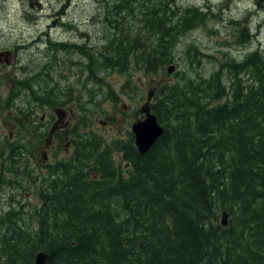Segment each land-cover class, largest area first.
Here are the masks:
<instances>
[{"label": "trees", "instance_id": "trees-1", "mask_svg": "<svg viewBox=\"0 0 264 264\" xmlns=\"http://www.w3.org/2000/svg\"><path fill=\"white\" fill-rule=\"evenodd\" d=\"M180 3L114 0L108 10H125L128 17L139 10V32L109 44L95 59L89 53L91 73L96 64L123 73L124 92H138L141 100L134 73L166 75L170 64H178L180 37L202 26L204 10L215 8ZM229 3L218 9L228 10ZM238 23L230 22L242 37L235 43L252 41L250 26L237 28ZM231 48L208 79L188 81L197 73L177 70L176 81L158 82L148 91L140 110L149 106L165 132L146 154L135 150L134 138L116 147L93 133L90 143L76 125L80 141L71 159L50 164L41 185L31 159L46 142L27 139L22 131L32 133L36 109L18 110L22 128L14 140L0 126V189L34 185L40 199L38 205L8 202L11 209L0 210V263L36 264L44 253L45 264H264V50L238 58ZM187 51L190 63L189 57L213 60L199 47ZM5 102L2 110L10 109L14 97Z\"/></svg>", "mask_w": 264, "mask_h": 264}, {"label": "rangeland", "instance_id": "rangeland-1", "mask_svg": "<svg viewBox=\"0 0 264 264\" xmlns=\"http://www.w3.org/2000/svg\"><path fill=\"white\" fill-rule=\"evenodd\" d=\"M228 1V10H219L218 6H225L226 0H180L183 7H215L214 10H204L208 15L203 23L198 22L202 26L180 37L182 42H179L175 50L178 60L175 71L192 69L197 73V79L192 73L188 81L191 78L195 82H201L208 79L211 72L219 70L224 60L222 52L227 48L232 47L230 53L238 58L257 49L264 50V0ZM39 2L42 3L41 9H37L35 4L34 7L30 6V0H0V48L11 49L14 53L13 63L6 67L5 76H0V126L7 134L14 132L17 128L15 126L19 125L16 119L22 115L18 110L25 112L36 109L42 117L43 114L54 112V108L47 102V99L53 98L67 104V111L63 116L66 121L78 119L81 124L89 121L94 124L98 134L119 135L122 131L131 130L133 121L137 118L142 119L140 109L146 105L150 89L158 82L172 83L177 80L174 71L153 79L134 73V84L140 86V92H143L140 100L138 92L132 96L134 99L124 92L122 85L127 77L123 73L113 69L104 70L97 64L93 65L95 75L87 69L91 66L87 52L94 54L95 59L105 52V47L112 44L115 38L122 37V41H130L138 34L139 10H136V17H128L125 10L120 14L115 10H108L114 0H71L68 8H64L67 3L65 0ZM109 12L112 15L106 17ZM219 12L221 17H218ZM231 20L239 22L237 28L249 25L255 38L248 43H235L242 37H236V30L230 27ZM128 35L131 38L127 39ZM49 40L59 46L52 49ZM119 42L114 44L118 45ZM62 44L66 46H60ZM70 44L77 46H69ZM191 45L199 47L205 54H212L213 60L200 56V63H197L199 56L194 59L189 57L190 63L187 60V50ZM21 82L25 83L24 86ZM11 96L14 97V104L10 109L2 110L6 107V98ZM143 96L145 99L142 101ZM71 106L74 110L69 108ZM100 122L109 124L104 128ZM111 123L115 125L110 126ZM111 127L114 129L111 130ZM129 137L130 134L127 140ZM72 151L73 147L67 146L59 155H70ZM36 157L31 162L36 165L34 168L39 173V178L35 181L38 182L46 172V161H41L39 155ZM18 200L31 205L40 203L34 185L21 192H9L3 200L0 199V203L5 202L9 210L11 207L6 203ZM23 220L30 225L31 217L24 214ZM115 239L116 237L111 238L112 241Z\"/></svg>", "mask_w": 264, "mask_h": 264}, {"label": "flooded vegetation", "instance_id": "flooded-vegetation-1", "mask_svg": "<svg viewBox=\"0 0 264 264\" xmlns=\"http://www.w3.org/2000/svg\"><path fill=\"white\" fill-rule=\"evenodd\" d=\"M65 1L67 3L64 5V8H68L70 6L71 0H65ZM30 4H31L30 6H32V7H34L33 5L35 4L37 9L42 8V3H40L39 0H30ZM122 40H123L122 37L121 38L117 37L113 40V43H115L117 41H122ZM13 57H14V53L12 52L11 49L0 48V76H2V77L5 76L6 67L13 63ZM87 69H89V68H87ZM45 106L48 107V105H45ZM51 107L54 108V112L50 113V114H43L42 117L39 116V113L37 112V110L34 113H32V117H34L35 120H33L31 118L30 123H31V125H35V126H31L30 129H31L32 134L34 136L31 133H27V131H25V128L21 127L22 131H23V136L26 137L27 139L35 137V140L46 142V149L44 146H42V144L38 149V154H39L40 160L46 161L45 165H47V166H45V168H46L45 174H49V172H48L49 165L52 163H55V161L58 162L62 158H67L68 160L71 159V156H72L73 152L75 151V149H74L75 145L80 141V139L78 140V135L75 134L76 133V130H75L76 125H79V127H82L80 129V132L82 134L86 135V137L90 143H91V139H92V134L96 133V131L94 129V124H92L89 121L88 122L86 121L84 124H81L78 119H76L72 122L66 121L63 116L65 115V113L67 111V104L65 105V103H53V104H51ZM69 108L71 110H74V108L72 106ZM137 110H138V108H137ZM108 124L109 123H107V122H100V125H102L104 128H107L106 126ZM114 125H115V123L110 124V126H114ZM21 128H20V126H17L16 130L14 132L10 133L12 140L17 138V135H18ZM110 129L113 130L114 127H111ZM46 133H48V135H47L48 138L43 137V135ZM128 134H131L130 129H128L126 132L122 131L119 135L104 134V135H100V136L106 145L107 144L112 145V144L116 143V147H119V146H121L122 142L127 138ZM5 135H7V134L4 132L3 136H5ZM61 143H63L64 146L60 148ZM67 146L73 147L72 153L70 155H66V156L59 155L60 151L64 148H67ZM134 148H135V150H137L135 144H134ZM116 153H118V152H116ZM49 154H50V157H49ZM51 159H53V160L51 161ZM38 167H39V165H38ZM36 172L39 175L37 169H36ZM45 174H42V177H40L41 180ZM41 180H40V183H41V185H43V182ZM36 183H38V182H36ZM15 190L19 191V189H17V188L10 189L7 186H3V188L0 189V199L3 200V197H6L9 192L12 193ZM21 190L22 189H20V192H21ZM20 197L22 198V194L20 195ZM8 202L6 203L7 205H8ZM0 210L8 211V206H5V202L0 203Z\"/></svg>", "mask_w": 264, "mask_h": 264}, {"label": "water", "instance_id": "water-1", "mask_svg": "<svg viewBox=\"0 0 264 264\" xmlns=\"http://www.w3.org/2000/svg\"><path fill=\"white\" fill-rule=\"evenodd\" d=\"M175 70V66H171L168 69L169 73H172ZM152 97V94L149 95V99ZM150 107L147 106L144 109L146 115L145 119L137 122L133 126V132L136 138V145L141 154H146L151 147L157 142V140L164 134L165 130L162 125L157 122V117L153 115L150 111ZM228 215L223 213L222 222L223 225H227ZM46 255L40 253L37 256L36 264H45Z\"/></svg>", "mask_w": 264, "mask_h": 264}, {"label": "bare ground", "instance_id": "bare-ground-1", "mask_svg": "<svg viewBox=\"0 0 264 264\" xmlns=\"http://www.w3.org/2000/svg\"><path fill=\"white\" fill-rule=\"evenodd\" d=\"M103 2V1H102ZM105 2V1H104ZM101 3V2H100ZM123 11V10H122ZM121 12V11H120ZM248 21V20H247ZM248 23V22H247ZM107 27V26H106ZM111 27V26H110ZM105 28V27H104ZM108 28V27H107ZM112 29V28H111ZM107 30V29H106ZM108 31H110V30H108ZM111 37V36H110ZM69 46H74V45H72V44H70ZM75 48V47H74ZM85 48V47H84ZM60 50H64L65 51V49H60ZM76 50V49H75ZM67 51V50H66ZM84 51H85V49H84ZM81 53V52H80ZM83 53V52H82ZM89 52H87V54H88ZM85 55V54H84ZM89 55V54H88ZM87 55V56H88ZM90 68V67H89ZM89 70V69H88ZM87 72V71H86ZM91 72V71H90ZM91 76V75H90ZM18 95V94H17ZM24 102V101H23ZM157 122L160 124V122H159V120L157 119ZM161 125V124H160ZM132 138H134V143H136V138L132 135V134H130V137H129V139L127 140V138L125 139L126 141H130ZM46 149V148H45Z\"/></svg>", "mask_w": 264, "mask_h": 264}]
</instances>
